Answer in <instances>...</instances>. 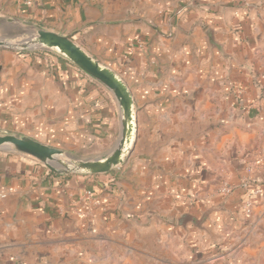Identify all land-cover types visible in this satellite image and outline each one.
<instances>
[{
    "label": "crops",
    "instance_id": "obj_1",
    "mask_svg": "<svg viewBox=\"0 0 264 264\" xmlns=\"http://www.w3.org/2000/svg\"><path fill=\"white\" fill-rule=\"evenodd\" d=\"M0 21L71 37L124 81L135 112L109 173L58 175L0 150V264H171L226 243L264 193L261 175L240 179L264 122V0H0ZM122 114L60 53L0 47V135L66 161L83 139V159H101Z\"/></svg>",
    "mask_w": 264,
    "mask_h": 264
},
{
    "label": "water",
    "instance_id": "obj_2",
    "mask_svg": "<svg viewBox=\"0 0 264 264\" xmlns=\"http://www.w3.org/2000/svg\"><path fill=\"white\" fill-rule=\"evenodd\" d=\"M29 24L33 25L32 23ZM0 47L16 50L37 48L56 50L107 87L116 97L123 112L121 137L113 151L105 158L66 161L61 158L64 154L62 149L49 146L29 136L13 134L0 135V150L17 151L34 157L58 175L70 173L105 174L124 162V156L130 152V147L135 138L134 100L127 85L113 69L92 57L71 37L41 28L36 29L35 34H30V37L16 43L0 38ZM185 218L187 216H184Z\"/></svg>",
    "mask_w": 264,
    "mask_h": 264
},
{
    "label": "rangeland",
    "instance_id": "obj_3",
    "mask_svg": "<svg viewBox=\"0 0 264 264\" xmlns=\"http://www.w3.org/2000/svg\"><path fill=\"white\" fill-rule=\"evenodd\" d=\"M35 33L36 29H31L23 23L7 24L5 21H0V38H4L11 43L26 39L30 37V34ZM33 50H38V48ZM50 50L58 53L56 50ZM259 127L256 132H252L253 136L249 135L247 138L249 144L243 153L248 156L247 163L249 165L244 169V174L240 178L243 183H250V179L255 174L261 175L264 179V122ZM79 141L81 145H74L64 156L67 161L83 159V139ZM86 155L96 157V150ZM79 174L81 175V173L66 175ZM254 195L256 194L251 195V202ZM257 195L260 196V193ZM253 201L249 214H244L243 218L237 221L238 223L233 230L232 228L226 230V243L220 244L223 243L224 238L217 240L215 250L209 249L205 255L207 257L201 260L182 258L176 252L173 254L174 258L171 259V264H264V193L262 196L254 198ZM240 215L242 214L240 213ZM171 251L172 248L169 249L170 254ZM212 254L215 255L212 256Z\"/></svg>",
    "mask_w": 264,
    "mask_h": 264
}]
</instances>
